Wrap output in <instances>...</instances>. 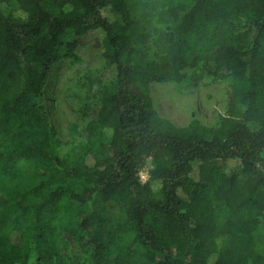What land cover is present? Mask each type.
Instances as JSON below:
<instances>
[{"label":"trees","instance_id":"16d2710c","mask_svg":"<svg viewBox=\"0 0 264 264\" xmlns=\"http://www.w3.org/2000/svg\"><path fill=\"white\" fill-rule=\"evenodd\" d=\"M134 1L0 0V264H264V0H170L155 15ZM87 43L112 76L67 84L83 127L67 124L61 153L43 91ZM203 70L226 72L223 115L161 117L150 84ZM21 160L40 181L7 183Z\"/></svg>","mask_w":264,"mask_h":264},{"label":"rangeland","instance_id":"374dc122","mask_svg":"<svg viewBox=\"0 0 264 264\" xmlns=\"http://www.w3.org/2000/svg\"><path fill=\"white\" fill-rule=\"evenodd\" d=\"M168 1L170 0H136L132 2V5L138 6L142 2L146 3L149 12L155 15L166 9ZM2 8L6 10L5 7ZM72 53L77 60L60 59L54 65L53 76L48 79L43 91V111L48 124L56 130L57 138L61 143L59 148L61 153H64L67 148V124H76L78 131L83 127L73 102L63 94L67 84L74 77L86 76L91 81L89 84H92L91 91L93 92L99 85L108 83L112 76V71L92 43L76 46ZM225 73L224 70L214 73L203 70L191 72L182 84L151 83L150 91L154 109L161 117L177 126H185L191 120H197L204 126L214 124L223 115L230 96L228 82L224 77ZM97 110V107H93L87 112L89 120L96 118ZM141 171L145 172L140 178V181L144 182L148 179L147 171ZM40 174L32 163L21 160L15 164L12 175L7 176L6 180L9 185L26 187L35 181H40ZM98 206L96 205L100 209ZM102 215L105 228L111 232L116 230L117 224L120 223L118 206L108 204L103 208ZM65 241L70 257L81 254L78 243L73 242L67 236H65Z\"/></svg>","mask_w":264,"mask_h":264},{"label":"built area","instance_id":"2783aa9c","mask_svg":"<svg viewBox=\"0 0 264 264\" xmlns=\"http://www.w3.org/2000/svg\"><path fill=\"white\" fill-rule=\"evenodd\" d=\"M142 173H145V172H143V171H141L140 173H139V178H142ZM148 177V176H147ZM147 180V179H146ZM145 182V181H144Z\"/></svg>","mask_w":264,"mask_h":264}]
</instances>
